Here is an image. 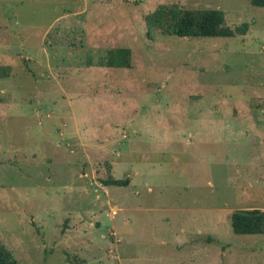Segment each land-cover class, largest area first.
<instances>
[{
    "label": "rangeland",
    "instance_id": "rangeland-1",
    "mask_svg": "<svg viewBox=\"0 0 264 264\" xmlns=\"http://www.w3.org/2000/svg\"><path fill=\"white\" fill-rule=\"evenodd\" d=\"M211 9L248 33L163 35ZM116 48L130 69L107 67ZM255 208L264 8L0 0V243L20 264H264V235L230 223Z\"/></svg>",
    "mask_w": 264,
    "mask_h": 264
},
{
    "label": "trees",
    "instance_id": "trees-1",
    "mask_svg": "<svg viewBox=\"0 0 264 264\" xmlns=\"http://www.w3.org/2000/svg\"><path fill=\"white\" fill-rule=\"evenodd\" d=\"M254 7L264 8V0H251ZM150 21L151 16L146 18ZM249 24L232 28L227 24L223 11L206 10L197 16L191 10H185L180 18L173 23L170 30L163 31L165 36L181 38H232L246 35ZM131 49L116 48L107 51L106 65L110 69H130ZM105 186H127L129 180L113 177L103 180ZM232 231L237 235H264V211L260 209H239L230 217ZM0 264H20L13 252L0 243Z\"/></svg>",
    "mask_w": 264,
    "mask_h": 264
}]
</instances>
